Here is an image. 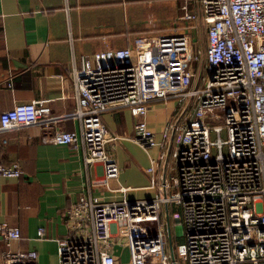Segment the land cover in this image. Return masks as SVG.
<instances>
[{
  "label": "built area",
  "instance_id": "2783aa9c",
  "mask_svg": "<svg viewBox=\"0 0 264 264\" xmlns=\"http://www.w3.org/2000/svg\"><path fill=\"white\" fill-rule=\"evenodd\" d=\"M190 1L181 19H202L203 53L191 34L168 33L138 37L129 48L97 52L74 67L71 116L79 132L47 131L50 107L37 102L0 115V132L37 125L44 143L82 149L87 165L101 162L107 180L118 179L121 168L106 148L115 137L104 113L127 109L135 118L132 140L147 150L161 147L148 169L153 198L83 196L69 210L59 264H117V245L130 250L127 264H264V0H198L196 14ZM169 101L177 116L158 142L148 108ZM22 174L18 162L4 165L0 145V178ZM162 217L180 225L183 242L173 254ZM37 234L44 236L42 229ZM0 236L22 237L7 222L0 223ZM0 259L37 264L38 253L5 251Z\"/></svg>",
  "mask_w": 264,
  "mask_h": 264
},
{
  "label": "crops",
  "instance_id": "0c3cea01",
  "mask_svg": "<svg viewBox=\"0 0 264 264\" xmlns=\"http://www.w3.org/2000/svg\"><path fill=\"white\" fill-rule=\"evenodd\" d=\"M184 1L0 0V115L37 102L50 107L47 131L79 132L80 123L71 116L77 110L74 67L93 61L97 52L129 48L141 36L186 32L195 41L193 28L202 19L182 20ZM189 10L200 13L198 0L190 1ZM175 107L170 101L149 105L146 121L158 142L177 116ZM104 121L115 137L106 148L121 168L116 180L106 179L101 162L85 164L82 149L44 143L45 130L37 125L0 132L4 165L18 162L23 169L18 179L0 178V223L18 227L22 236L10 242L0 236V253L34 250L37 264H59L58 241L68 235V212L83 196L111 202L156 195L148 169L161 147L147 150L132 140L135 118L127 109L104 113ZM114 250L117 264L130 261L127 247Z\"/></svg>",
  "mask_w": 264,
  "mask_h": 264
},
{
  "label": "rangeland",
  "instance_id": "374dc122",
  "mask_svg": "<svg viewBox=\"0 0 264 264\" xmlns=\"http://www.w3.org/2000/svg\"><path fill=\"white\" fill-rule=\"evenodd\" d=\"M199 27H197L196 31V37H195V44L198 48L201 49L202 53L204 52V47H206L205 40H206V29L201 23H197ZM172 105H175L174 101H170ZM103 121H104V115H103ZM105 123V121H104ZM134 134V133H133ZM161 222L164 224L165 232H166V248L170 250V247L172 249L176 250L175 248L177 245L181 242H183V237L181 235V232H179L178 229V223L173 222L172 219L167 217H162ZM167 249V250H168Z\"/></svg>",
  "mask_w": 264,
  "mask_h": 264
},
{
  "label": "bare ground",
  "instance_id": "6f19581e",
  "mask_svg": "<svg viewBox=\"0 0 264 264\" xmlns=\"http://www.w3.org/2000/svg\"><path fill=\"white\" fill-rule=\"evenodd\" d=\"M166 249H168V248H166ZM169 251H171V253H173L174 249H172V247H170Z\"/></svg>",
  "mask_w": 264,
  "mask_h": 264
},
{
  "label": "trees",
  "instance_id": "16d2710c",
  "mask_svg": "<svg viewBox=\"0 0 264 264\" xmlns=\"http://www.w3.org/2000/svg\"><path fill=\"white\" fill-rule=\"evenodd\" d=\"M189 27V26H188Z\"/></svg>",
  "mask_w": 264,
  "mask_h": 264
},
{
  "label": "water",
  "instance_id": "95a60500",
  "mask_svg": "<svg viewBox=\"0 0 264 264\" xmlns=\"http://www.w3.org/2000/svg\"><path fill=\"white\" fill-rule=\"evenodd\" d=\"M173 254V253H172Z\"/></svg>",
  "mask_w": 264,
  "mask_h": 264
}]
</instances>
